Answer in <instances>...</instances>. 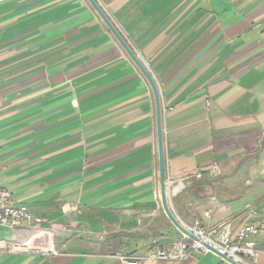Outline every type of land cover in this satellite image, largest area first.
I'll return each instance as SVG.
<instances>
[{
    "label": "crops",
    "instance_id": "1",
    "mask_svg": "<svg viewBox=\"0 0 264 264\" xmlns=\"http://www.w3.org/2000/svg\"><path fill=\"white\" fill-rule=\"evenodd\" d=\"M96 1L157 84L175 218L264 227V0ZM0 163L34 216L0 225V264H233L150 257L183 236L156 100L89 0H0Z\"/></svg>",
    "mask_w": 264,
    "mask_h": 264
},
{
    "label": "built area",
    "instance_id": "2",
    "mask_svg": "<svg viewBox=\"0 0 264 264\" xmlns=\"http://www.w3.org/2000/svg\"><path fill=\"white\" fill-rule=\"evenodd\" d=\"M204 170L213 172L214 169L206 167L182 177L178 182L182 180L190 181L191 178H200ZM166 180L168 188L167 196L172 197L178 193L177 189L173 186L176 180L171 178H166ZM159 199H161V193H159ZM33 220L34 216L28 207L17 203L7 189L0 187V225L14 228L30 225ZM186 229L195 238L183 234L182 238L173 243L169 248L161 246L159 239L156 238L153 241L154 249L150 257L159 260H181L194 253L205 255L208 252H215L233 264H256L259 255L256 236H264V227L253 222L241 225L234 237L231 235L229 222L206 229L196 219ZM6 246V243L0 240V249H4ZM121 259L124 264H137L136 259L131 257L121 256Z\"/></svg>",
    "mask_w": 264,
    "mask_h": 264
},
{
    "label": "water",
    "instance_id": "3",
    "mask_svg": "<svg viewBox=\"0 0 264 264\" xmlns=\"http://www.w3.org/2000/svg\"><path fill=\"white\" fill-rule=\"evenodd\" d=\"M94 9L97 11V13L100 15V17L103 19V21L108 25V27L111 29V31L114 33L118 41L122 44L124 49L127 51V53L130 55V57L133 59V61L136 63V65L140 68L142 73L145 75L147 80L149 81L154 96L156 100V117H157V131H158V152H159V163H160V187H161V200H162V206L165 210L166 215L171 220V222L183 233L188 235L191 238H195L191 232H189L186 227L182 226L178 220L175 218L173 213L171 212L169 206H168V200H167V180L165 175V169H164V158H163V140H162V125H161V110H160V97H159V91L156 82L152 78V76L149 74V72L146 70L142 62L138 59L134 51L130 48V46L127 44L124 37L121 35V33L117 30V28L113 25V23L110 21L108 16L104 13V11L101 9V7L98 5L96 0H89Z\"/></svg>",
    "mask_w": 264,
    "mask_h": 264
}]
</instances>
